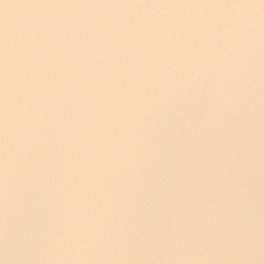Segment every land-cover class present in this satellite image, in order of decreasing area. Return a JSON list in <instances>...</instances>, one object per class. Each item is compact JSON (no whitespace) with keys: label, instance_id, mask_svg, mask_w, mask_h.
<instances>
[{"label":"water","instance_id":"95a60500","mask_svg":"<svg viewBox=\"0 0 264 264\" xmlns=\"http://www.w3.org/2000/svg\"><path fill=\"white\" fill-rule=\"evenodd\" d=\"M0 264H264V0H0Z\"/></svg>","mask_w":264,"mask_h":264}]
</instances>
